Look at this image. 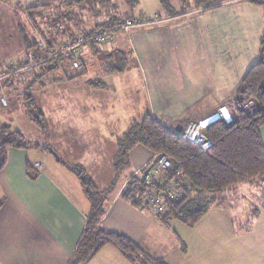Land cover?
<instances>
[{"label": "crops", "instance_id": "obj_1", "mask_svg": "<svg viewBox=\"0 0 264 264\" xmlns=\"http://www.w3.org/2000/svg\"><path fill=\"white\" fill-rule=\"evenodd\" d=\"M256 1L264 3V0ZM252 7L261 6L251 0H232L210 9L193 10L194 14L209 11L212 24L204 27V35L198 32V38L191 32L185 35V37H194L198 50L195 56L182 58L183 62L178 57H161L160 54H156V48L160 46L154 44L144 33L136 34L138 32L136 30L120 32L127 38L120 36L119 32L111 34L105 40L112 41L111 45L108 44L111 49L93 50V53L96 52L98 58L101 54L104 57H111L117 65L124 59L130 62L126 58L127 51L131 52L132 56L136 53L135 63L140 70L134 73L141 79L140 86L144 100L142 114L152 115L173 132L182 130L187 122H197L210 117L222 107H225L230 117H233L235 91L245 73L258 59L259 50H256V46H252L250 53L242 51L240 54L239 52V47H244L249 42L247 38H244V32L255 33L258 30L260 12L259 14L256 12L258 15L255 20L250 15L255 12ZM181 10V15L186 14V9L183 11L182 7ZM127 16L130 15L122 18ZM159 23L161 24L162 21L157 22ZM149 34L159 36L161 43L167 40L168 44H176L175 34L167 28H157V32L150 30ZM135 41H138V49ZM125 45L128 48H125ZM225 48L227 57L223 55ZM230 48L234 51L235 57L233 53H230L231 55L228 53ZM140 50L143 52L142 56L139 55ZM128 64L131 69H134L133 62ZM121 72L125 73L118 75L116 73L120 72L107 74L103 71L102 82L108 85L107 91L115 92L111 96L112 101L126 110L128 107L123 104L124 98L121 97V93L126 94L127 83H122L121 87H118L116 82L111 83V78L115 75L125 77L131 73L126 72V69ZM98 96L96 91V98ZM83 106L78 98L76 104L72 103L69 107L66 104L60 106L51 118L57 131L62 134L55 138L54 142L57 144V149L63 150L64 153L60 155V158L67 157V159L61 158L67 163L70 162L68 155L73 143L80 142V145L88 142L85 139L91 136L90 128L83 121ZM129 111L132 120H139L137 112L133 113L132 109ZM127 122H129L127 115L122 123L113 120V127L110 130L107 119H96V140L116 146V136L126 130L131 123L124 127ZM46 123L49 131L47 120ZM260 136L264 145V126L260 129ZM46 140L50 143L51 134ZM39 151L34 148L32 152L27 149L11 148L7 153V161L0 170V203L2 204L0 207V264H67L85 226L88 204L78 181L76 182L77 179L61 176L59 183L53 177L49 167H45L40 162L37 156ZM153 157L154 155L144 148L134 147L130 151V159L133 161L132 169L135 172L131 175L137 174ZM45 162L49 166V160ZM98 162L99 165L87 169L95 185L102 188L98 168L102 170L105 164L103 159H98ZM28 164L38 171L37 178L34 180L26 175ZM109 167H111L110 164H108ZM111 176L112 173L109 177ZM126 180L127 177L102 219L104 229L126 236L149 256L162 258L167 264H183V259L188 255L193 259L194 264H205L194 254L207 258L210 262H206L207 264H264V184L259 188L249 184L238 185L235 189L234 192L243 194L242 203H250V211L246 213L244 208L243 215L238 219L235 218V223L239 224L237 230L232 223L234 217L230 215V212L234 210L230 208V204L228 208L211 207L200 223L206 218L205 225L208 226L209 236L213 234L215 237L222 236L225 239L222 240L220 247L213 248L208 245L209 241H206L201 252L194 253V249L191 248L189 254L183 251L186 248H176L178 247L176 241L179 242V240L166 231L167 225L161 224L153 215L138 211L119 198L118 194L126 184ZM245 188H249V193H245ZM251 192L256 194L251 197ZM232 194L235 195V193ZM252 225L256 231L255 235L258 234L255 240H252L250 236ZM232 239L233 242H230ZM173 241L175 246L172 248ZM200 242L205 241L200 240ZM228 246L237 258L236 262L234 260L230 262L229 255L224 250ZM170 248L179 252L173 251L168 262L167 252L172 250ZM86 264L130 263L113 247L105 246Z\"/></svg>", "mask_w": 264, "mask_h": 264}, {"label": "trees", "instance_id": "obj_2", "mask_svg": "<svg viewBox=\"0 0 264 264\" xmlns=\"http://www.w3.org/2000/svg\"><path fill=\"white\" fill-rule=\"evenodd\" d=\"M99 1L102 0H71L64 1L61 5L53 6L49 10H43L42 6L38 5L27 6L20 10L32 19L45 15L44 20L48 26L63 24L67 31H70L67 25L72 22L76 24L74 14L65 12L63 9L78 4H94ZM158 1L163 7L168 5L167 0ZM185 1L182 0V3ZM229 1L231 0H194V7L195 9H210ZM251 1L262 8L263 28L258 59L245 73L235 91L232 121L226 124L223 120H218L207 127L206 135L212 142L209 150L202 151L195 144L182 139L180 132L169 130L152 115L146 114L141 121L131 122L126 130L117 136L116 153L113 158L114 181L108 188L99 189L83 168L63 162L68 167L70 165L69 168L74 171L80 190L88 204L85 226L67 264H86L105 246L113 247L130 264H167L162 258L149 256L126 236L102 227V219L116 193H113L116 188L115 180L124 169L128 168L130 151L136 146L154 155L145 167L154 163L158 155H165L171 160L172 168L164 172L153 183L146 182L144 177L131 175L119 193V198L138 211L153 215L161 224L166 225L170 220H178L188 225L197 224L212 206L229 207L228 192H232L233 187L249 184L259 188L264 184V145L260 136V129L264 126V3ZM101 13L102 11L96 9V13L92 15L97 17ZM120 22H122L121 19L106 18L95 28L82 31L81 37H86L96 30H110ZM20 33H23L22 29ZM41 35L44 36L43 33ZM74 36L71 34L72 40L77 39ZM22 39L24 51L35 48L37 42L35 39L33 43H29L24 33ZM96 43L93 40L87 44L94 48ZM67 63H70V59L62 56L47 59L40 63L38 71L41 70L42 74L38 77L42 78L45 74L60 69L61 66L67 68ZM110 63L108 67L106 65L103 67V71L107 74L124 71L128 66V61L125 59L118 65L112 59ZM31 75L37 74L31 73ZM30 78L13 77L4 80L1 90L6 93L9 88L16 89ZM89 84L105 87L102 80L96 83L89 82ZM24 99L28 108V120L43 135L46 134L48 132L47 123L35 99L30 94H26ZM249 103L253 106L246 110L245 107ZM31 147L46 151L40 144L25 141L19 131L11 130L7 125H0V170L7 161L9 149ZM59 162H62L61 158ZM37 172L32 165H26V175L29 179H36ZM170 182L175 184L181 193L180 196L176 200L167 199L160 212H152L145 201V193L149 191L156 193L160 184L165 186Z\"/></svg>", "mask_w": 264, "mask_h": 264}, {"label": "rangeland", "instance_id": "obj_3", "mask_svg": "<svg viewBox=\"0 0 264 264\" xmlns=\"http://www.w3.org/2000/svg\"><path fill=\"white\" fill-rule=\"evenodd\" d=\"M64 1L68 0H0V70L8 67L20 66V64L24 62L25 54L27 52L33 51H24L22 49L23 33L27 37L29 43H33V39L36 41L42 39L44 42L48 41L54 43L59 41L65 42L67 40L72 41L73 37H71V34L75 35L74 38H79L81 37L82 31H89L95 28L97 24L103 23L106 18L123 19L122 17H125L129 14L130 16H127L126 18L138 19L139 22L142 23L141 26L138 28H133L130 31H138L136 34L139 32L142 34L144 33V35H147L154 44L159 45L160 47L156 48V54H160L161 57H178L182 60L184 57L188 58L195 56L198 50V48L195 46L196 42L194 37H185V35H187L188 32H191L195 34L196 38H198V32L203 33L204 27L212 24L209 11L200 13L196 11L197 14L192 12L195 10L194 0H186L185 3H182V0H167L168 5L165 7H163L158 0H102L94 4H78L76 6H70V8L63 9L65 12L74 14L73 18L76 24H73L74 22H72L67 25L70 31H67L65 25L59 24V26H61V30H57L55 32H52L49 30V28H56L57 26H48L44 20L45 15L42 17L36 16L32 19L20 10L21 8H25L27 6L37 5L42 6L41 9L43 10H49L53 8V6L61 5ZM182 7L183 11H185V9L187 10L186 14L181 15ZM252 8L255 9V12L253 14L251 13L250 15L255 20L260 12L258 30L255 33H249L247 31L244 32V38H247L249 42L245 44L244 47H239L240 54L242 51H245L246 53L252 52V46H256V50H259L263 28V23L261 26L262 8ZM96 9L102 11V13L97 17L92 15L96 13ZM160 20L162 23L157 24V22ZM157 28H167L170 32L175 34L176 44H168L167 40L166 42L161 43L159 42V36L156 34H149L150 30L157 32ZM20 29L23 30V33H20ZM41 33H43L44 36H42ZM118 34L123 36V38L126 37L120 32ZM202 35H204V33ZM111 42L112 41L96 43L94 48L88 44H85L79 57V61L81 63L80 70H73L71 68L70 62L67 63V68L61 66L60 69L53 70L52 72L45 74L42 78L38 77L42 74L41 70L31 72L32 74L36 73L37 75H31L29 72L28 77H31L30 79L26 80L16 89L9 88L6 92V97L9 99L8 107L2 108L0 106V125H7L11 128V130L19 131L27 142L40 144L42 146L48 143L45 138L47 139V136L51 134V140L48 144L51 148H53L60 158V155H62L64 152L63 150L57 149V144L54 142V139L60 137L62 134L57 131L58 129L51 118L54 117L55 110L60 108V106L66 104L69 107L72 103H78L79 98L81 104L84 105L82 108V112L84 113L83 121L86 122L90 128L91 136L85 139L88 142H84L80 145V142L77 144L73 143L71 149L69 150V163H71L73 166H80L88 174L90 172L87 168L94 165H99L100 163L98 162V159H103L105 166H102V170L98 168V171L101 174L100 183L102 184V188L99 187V189L108 188L114 181L113 158L116 153V146H110V144H106L104 141L99 139L96 140V119H107L111 130L113 127V120L114 122L122 123L125 121V115H127L129 122H127L124 127L135 120H132L129 116L130 109H132L133 113L137 112L139 116V120L135 121H141L144 115H146L142 114L144 100L142 99L143 94L140 86L141 79L140 76L134 73L136 70H140L139 66L135 63L136 53L135 56H132L131 52L129 51H127L126 54V58L130 60L128 63L131 64V62H133L134 64V69H131L129 64L126 68V72L130 71L131 73L125 77H119L118 75L125 73L120 72L116 73L118 75H115L114 78H111V83L116 82L118 87H121L122 83L124 82L127 83V92H125V95H122L121 93V97L124 98L122 102L128 107V109L123 110L117 105L115 101H112L113 97L111 96L115 94V92H112V90L107 91L106 89L108 88V85H106L104 82L103 83L105 87L89 84V82L96 83L97 81H101L103 79V67L105 65L106 67L111 65V57H104V55L101 54L98 58L96 57V52L93 53V50L98 51L100 49L103 51L111 49L108 45ZM135 46L138 49V41H135ZM125 48L128 47L125 45ZM231 50L232 48L228 49L229 54L234 52ZM142 54L143 52L141 51V54L139 55L142 56ZM223 55L224 57H227L226 48L223 52ZM233 55L235 57L234 53ZM33 81L36 82L33 83ZM37 81L39 82L37 83ZM41 82L44 84L40 85L39 83ZM96 91L99 95L98 98H96ZM26 94H30L35 99L40 112H42L49 124V131L47 129L48 132L44 135L28 120V108L24 99ZM250 108L251 107L248 106L246 110ZM118 130H120V128H118ZM32 149V147L27 148V150L30 152H32ZM37 156H39L40 162H42L45 167H49L53 177L59 183L61 182V179L59 178L61 176H68L76 180L74 171L69 168L71 167L70 165L69 167L65 165L66 161H64V159H61L62 162L56 161L52 154H50L48 151L42 150L37 153ZM62 157L67 159L65 156ZM45 160H49V166L46 164ZM132 163L133 161L130 159L128 168L124 169L115 180L116 188L113 192H116L115 196L117 194V190L124 182V179L127 177L128 180L131 174L135 172V170L132 169ZM108 164H110L111 167L108 168ZM111 173L112 176L109 177ZM134 175L140 176L139 172ZM237 186L233 187L232 192H228L230 196L228 199L230 208H233L232 210H234L232 213L230 212V215L234 217L232 223L235 224L236 230L239 224L235 223V218L238 219L243 215L242 210L244 208L246 213L250 211V203H242L244 201L243 194L241 192H234ZM244 191L245 193H249V188H245ZM232 193H235V195L233 196ZM255 194V192H251L250 196L252 197ZM74 196L79 199L76 194H74ZM212 207L217 208V206ZM206 220L207 219L204 218L201 223L199 221L194 225H188L178 220H170L168 221V224H166L168 227L166 231H168L170 234L172 233L179 240V242L175 240L176 244L178 245L176 248H186L183 251H186L189 254L191 252V248L194 249V253L201 252L202 248L206 245V241H209L210 243L208 242V245L213 248L220 247L222 240L225 238L222 236L215 237L213 234H210L209 236L207 229L208 226L205 225ZM163 230H165V228ZM255 233L256 231L252 225V234L250 235L252 240H255L258 236V234L255 235ZM170 237H172V235H170ZM200 240L205 242H200ZM231 241L233 242V239L230 240V242ZM174 246L175 243L173 241L172 248ZM224 250L228 253L230 262L232 260H234V262L237 261V258L234 257V254L229 246ZM173 251L179 252L175 249L167 252L168 262H170L169 256L173 253ZM194 256L201 260L202 263H210L209 260L203 255L194 254ZM183 264H194L193 259L188 255L187 258L183 259Z\"/></svg>", "mask_w": 264, "mask_h": 264}, {"label": "built area", "instance_id": "obj_4", "mask_svg": "<svg viewBox=\"0 0 264 264\" xmlns=\"http://www.w3.org/2000/svg\"><path fill=\"white\" fill-rule=\"evenodd\" d=\"M142 23L138 19L124 18L117 26L110 30L102 29L96 30L94 33L86 37H79L76 40H67L65 42H44L39 39L36 42V46L32 52H27L24 56V62L20 66H14L8 68L7 70L0 71V106L2 108H7L9 104V99L6 94L1 90V85L4 80L16 77L18 79H23L28 77L29 72L38 71L41 62L55 58L56 56H62L66 59H70L71 68L73 70H80L81 63L79 61L82 48L85 44L95 40L97 43L104 42L111 34L117 32H128L133 28H138ZM52 32L61 30V26L56 28H49ZM218 120H223L226 124L232 121V118L228 114L225 107H222L215 114L210 117L200 120L198 122H188L186 123L180 135L182 139L188 140L189 142L198 146L202 151H207L211 148L212 142L206 135L207 127ZM172 168L171 160L165 155H158L155 158L154 163L150 164L148 167L142 168L139 171L140 177H144L145 181L148 183H153L159 179V177L166 172L168 169ZM180 191L175 187L173 182L166 184H160L157 188V192L153 193L151 191L145 193V201L149 204V208L152 212L157 213L163 209L164 202L168 200H176L180 196Z\"/></svg>", "mask_w": 264, "mask_h": 264}, {"label": "water", "instance_id": "obj_5", "mask_svg": "<svg viewBox=\"0 0 264 264\" xmlns=\"http://www.w3.org/2000/svg\"><path fill=\"white\" fill-rule=\"evenodd\" d=\"M248 106L249 107H252L253 104L250 103ZM245 109H247V107H245ZM43 147L46 149V151H48L50 154H52L54 156V158H55L56 161H59L60 160L58 154L47 143Z\"/></svg>", "mask_w": 264, "mask_h": 264}]
</instances>
